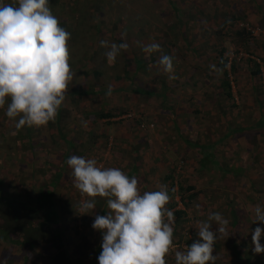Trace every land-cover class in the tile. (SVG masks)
Here are the masks:
<instances>
[{
    "label": "rangeland",
    "instance_id": "374dc122",
    "mask_svg": "<svg viewBox=\"0 0 264 264\" xmlns=\"http://www.w3.org/2000/svg\"><path fill=\"white\" fill-rule=\"evenodd\" d=\"M251 2H258L264 9L263 0H49L52 13L62 22L60 26L71 33L69 62L76 75L55 120L46 126H26L32 145L23 135L25 127L18 136L13 134L15 120L6 116L7 103L0 108V130L6 132L0 133L1 167L6 170L3 182L20 175L19 181H13L38 186L48 182V173L57 172L59 193L80 203L89 197L74 187L72 169L67 165L72 155L93 158L99 166L117 167L130 177L136 176L142 192L158 190L165 169L173 165L174 175L194 184L199 193L186 208L184 228L180 239L173 241L167 261L175 264V251L189 246L185 238H199L197 224L206 220L210 212L218 211L227 218L230 204L240 211L241 223L233 236L236 245L233 255H229L225 238L218 239L214 246V254L219 257L216 264H241L239 257L246 254L252 261L262 256L252 251V224L247 212L253 206L250 182L258 174L248 171L246 159L252 143L249 140L261 133V128L252 125L257 112L252 107L254 97L244 65H254L255 61L258 75L250 78L259 87L257 95L264 99V61L233 32L241 27L237 22H247L257 30L252 33L245 29L246 37H252L255 43L261 39L262 27L245 17ZM116 20V33L128 49L110 64L105 56L108 49L99 42L118 44L110 27ZM137 41L156 42L162 52L147 56ZM220 47L227 61H236L234 70L228 68L230 98L214 89L219 87L218 74L210 66ZM161 54L174 58L177 79L169 80L158 64ZM204 84L209 88L202 93ZM109 86L111 94H107ZM173 91L176 98L166 100L165 96H171ZM98 109L122 112L108 118L111 122L105 124L108 120L94 116ZM176 119H183V124L178 125ZM1 144L9 145L11 150ZM30 170L32 175L27 173ZM95 199L101 206L105 203L102 215L106 214V199ZM174 199L182 207L177 194ZM97 214L101 215L97 207L94 214L79 213L76 229L85 233V242L84 246L70 247L72 252L88 253L96 246V239L102 237L101 231L91 227ZM82 218L86 221L84 230ZM71 225L69 221L68 227ZM38 252L25 263V252L18 244L0 241V261L6 259L7 264H49V252L41 247ZM96 260L89 259L85 264H95Z\"/></svg>",
    "mask_w": 264,
    "mask_h": 264
},
{
    "label": "clouds",
    "instance_id": "9594fccd",
    "mask_svg": "<svg viewBox=\"0 0 264 264\" xmlns=\"http://www.w3.org/2000/svg\"><path fill=\"white\" fill-rule=\"evenodd\" d=\"M70 38L71 33L52 13L49 0H0V108L7 103L6 116L15 120V130L46 126L55 120L76 75L69 62ZM99 43L108 49L105 56L110 64L128 49L127 43ZM136 43L147 56L162 52L156 42ZM173 59L161 54L158 60L169 80L177 79ZM67 165L74 187L89 197L79 203L80 214H94L95 198L106 199L109 211L95 215L91 225L102 233L98 264H167L166 257L173 251L175 219L166 207L171 200L166 184L142 192L136 176L117 167L99 166L93 158L72 155ZM253 213V222L264 223V206L257 204ZM197 229L199 238L185 250L175 251V264H216V241L232 234L229 220L218 211L198 222ZM261 237L264 228L257 226L251 235L256 254L264 252Z\"/></svg>",
    "mask_w": 264,
    "mask_h": 264
},
{
    "label": "trees",
    "instance_id": "16d2710c",
    "mask_svg": "<svg viewBox=\"0 0 264 264\" xmlns=\"http://www.w3.org/2000/svg\"><path fill=\"white\" fill-rule=\"evenodd\" d=\"M117 22L118 20L111 22L110 27L114 32L113 35L115 41L120 44L123 42L117 34ZM61 24L62 22L60 20V25ZM233 32L234 35L239 38L248 35L243 27L236 28ZM222 52L223 48L221 49V47L215 50V71L216 74H218V83L222 88V93L225 97L230 98L228 68L234 70L236 61L232 58L230 65L227 68V57L223 56ZM254 64L256 65L255 61ZM251 71L252 73H258L257 67H255L254 70L251 69ZM121 112L122 111L118 109H98L95 111L94 116L96 119L105 118L108 120V118L118 115ZM110 122L111 121L109 120L105 121V124ZM50 124L51 121L47 125ZM18 132L19 130H15L16 136L19 135ZM24 132L23 135L26 136L28 144L32 145V141H30L32 137H30V130L28 127L25 126ZM0 133L5 134L6 132L5 130H0ZM17 138H20V136ZM18 144H20V142H18ZM2 146L5 147V150H11L9 145ZM41 155L47 159L46 162H49L46 155ZM1 160L2 158L0 155V241L5 242L8 240L13 244H18L25 252L23 258L25 263L31 261L29 260V257H33L34 252L39 255V247L49 252V264H74L78 261H84L83 264H85L87 260L97 258L102 250L100 247L102 237L96 239V246L88 253L80 255L69 249L76 245H79L80 247L84 246L85 233L76 229V220L79 215V201L76 200L74 202L70 199L71 197H66L67 199L63 198V195L60 194L57 189L56 180L60 178V173H48V182L38 186H33V184L26 183L24 180L21 184L14 182L13 179L20 180V175L18 177H13V179L10 178L7 182H3V179L5 178L3 171L5 172L6 170L4 168L2 169L3 162ZM165 170L166 171L162 175V184H166L170 190L169 195L171 200L166 207L174 212L175 223L173 238L176 236V239H173L174 241L180 239V234L184 228L185 219L187 218L186 208L199 192L194 184L188 183L184 178L174 175L173 165ZM27 173L28 175H32V170ZM172 188L175 189L174 192L171 191ZM152 191H155V189H152ZM176 194L182 207L177 205V200L174 199ZM102 200L103 199H101V201ZM96 204L97 209L102 215L104 212L103 205L105 203H103L102 206L100 203ZM227 206L229 231L230 233L232 232V234L225 237L224 243L228 246V254L230 255V253H232L233 255V246L236 245L233 242V236L236 234V230H238L237 228L241 223V220L239 219L240 211L234 204L233 206L231 204ZM83 218L81 219L80 224L83 225L84 230L86 228V221ZM69 221L72 222L71 227H68ZM255 227L256 226L253 228ZM74 239L76 240L75 242ZM193 241V239L185 238V242L188 245ZM234 254L237 258L239 257V254L236 253V251H234ZM242 258L243 260H239L241 264H256L255 261L249 259L250 256L247 254L243 255ZM166 259L168 260L167 257ZM230 261L231 260L229 259L228 262ZM97 263L98 261L96 260L95 264ZM167 264L170 263L167 261Z\"/></svg>",
    "mask_w": 264,
    "mask_h": 264
},
{
    "label": "crops",
    "instance_id": "0c3cea01",
    "mask_svg": "<svg viewBox=\"0 0 264 264\" xmlns=\"http://www.w3.org/2000/svg\"><path fill=\"white\" fill-rule=\"evenodd\" d=\"M258 2H260V1H258ZM258 2H255V3L251 2L250 3L252 6V8H250L251 10L247 8L244 11V13H245V17H249L252 21L256 22L260 27H262L263 35H262L261 39L258 40L257 43H255L256 40H254L252 37L248 39L246 36H242L243 37L242 42L244 43L243 45H245L246 48L248 47V49L251 50V52H258L264 61V9H262V7L259 6L261 4H259ZM262 6L264 8V0H263ZM248 63L249 62H246V65H244L246 72L249 76L248 78L250 79L248 88L251 90L250 92L252 93V97H254L253 102H252V107L254 108V111L257 112L256 113L257 117L256 118L253 117V119H254L253 122H255V123H252V125H253V127L258 126L261 128V130H259V131H261V133L255 134L256 136L253 135L252 139L249 140L250 142L252 141V143L249 144V148L247 149V153H246L247 167L249 168L248 171H250V173L253 175L258 174V176H257L258 180L255 179L254 181L250 182V187H251V190L253 191V200H252L253 206L251 208H249V210L247 209V212L250 215V220H251L252 230H253L254 226H256V227L260 226L261 228H264V223H261L259 221L253 222V220L255 218L254 213H253V208L257 204L264 206V196H263V194H264V111H262L263 107H264V99H261V97H259V95H257V89L259 87L256 86L254 79L250 78L252 75H254V76L258 75L256 72L252 73V71H251V69L254 70L255 67H257V65H255V64L250 65ZM202 73H203V76H206L205 70H203ZM124 74H126L125 71H124ZM192 83H193V81H192ZM174 85H175V83L172 82L171 86L174 87ZM218 85H219V83H218ZM201 88H202L201 91L203 93L209 87L204 84L203 87H201ZM214 89L216 91H217V89L222 91V88L220 87V85L217 88L214 87ZM137 91L140 92V90H137ZM175 91H177V90H175ZM175 91L172 92V94H171L172 97L170 95H169V97L165 96V99L170 100L171 98H176V96L174 94ZM134 93H138V92H136V90L134 89ZM202 93H199L200 97H201ZM138 94H140V93H138ZM147 95H149V94H147ZM150 95H152V94L150 93ZM257 97H259L260 99H258ZM167 108L170 109V106H167ZM182 120L183 119H179V120L176 119V121L178 122V125L183 124ZM176 123H175V125H177ZM183 140H184V138H183ZM185 140H187V139H185ZM257 142L258 143L260 142L261 145L257 144ZM261 244H264V242L263 243L261 242ZM239 259H240V261L243 260L242 257H240ZM253 261H255L256 264H263L264 252H262V256H257L255 258V260H253Z\"/></svg>",
    "mask_w": 264,
    "mask_h": 264
},
{
    "label": "built area",
    "instance_id": "2783aa9c",
    "mask_svg": "<svg viewBox=\"0 0 264 264\" xmlns=\"http://www.w3.org/2000/svg\"><path fill=\"white\" fill-rule=\"evenodd\" d=\"M237 26H241V27H243L244 29H246V30H249V32H252V33H254L257 29H254V28H252V27H250L248 24H247V22H237ZM228 60V59H227ZM230 61H227L226 62V67L228 68V66L230 65V63H229ZM141 126H142V124H140ZM149 126H151V123L149 124Z\"/></svg>",
    "mask_w": 264,
    "mask_h": 264
}]
</instances>
